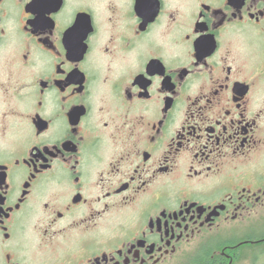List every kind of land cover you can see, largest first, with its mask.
<instances>
[{
    "label": "flooded vegetation",
    "instance_id": "1",
    "mask_svg": "<svg viewBox=\"0 0 264 264\" xmlns=\"http://www.w3.org/2000/svg\"><path fill=\"white\" fill-rule=\"evenodd\" d=\"M0 264H264V0H0Z\"/></svg>",
    "mask_w": 264,
    "mask_h": 264
}]
</instances>
